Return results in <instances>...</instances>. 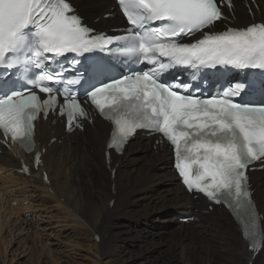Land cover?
<instances>
[{
  "label": "bare ground",
  "instance_id": "6f19581e",
  "mask_svg": "<svg viewBox=\"0 0 264 264\" xmlns=\"http://www.w3.org/2000/svg\"><path fill=\"white\" fill-rule=\"evenodd\" d=\"M75 2L81 4L87 20L114 5L112 0ZM259 2L260 11L253 4L251 8L255 17L264 19V0ZM237 8L242 24L253 20L247 8L239 3ZM63 126L54 116L38 125L39 147L47 151L43 166L32 169L31 177L18 171L21 161L12 151L0 148V171L6 173L0 175V183H5L0 193L3 188L22 191L18 196H6L11 203L22 199L32 203L29 187L34 186L33 192L39 190L42 196L38 207L57 206L71 214L93 240L100 258L112 264H264V246L255 252L227 210L218 206L209 210L206 198L185 193L171 169L166 144L155 146L153 138L139 136L130 141L123 156L112 153L108 162L105 145L110 123L95 117L84 131L73 133L65 132ZM53 137L58 139L51 143ZM33 157L24 156L31 165ZM43 170L48 172L49 183L43 181ZM252 175L258 207L264 214V171ZM191 207L198 209L199 223L178 222L177 216ZM20 208L35 209L36 202Z\"/></svg>",
  "mask_w": 264,
  "mask_h": 264
},
{
  "label": "rangeland",
  "instance_id": "374dc122",
  "mask_svg": "<svg viewBox=\"0 0 264 264\" xmlns=\"http://www.w3.org/2000/svg\"><path fill=\"white\" fill-rule=\"evenodd\" d=\"M3 185L0 183V187ZM15 189L12 193L3 188V194L0 193V264H112L100 258L93 240L71 214L52 205L39 208L42 196L39 190L33 192L34 186L29 187L32 203L23 199L11 203L6 196L22 193ZM35 202L36 210L20 208ZM13 208L16 210L12 211ZM156 217L161 219L162 215L157 213Z\"/></svg>",
  "mask_w": 264,
  "mask_h": 264
}]
</instances>
